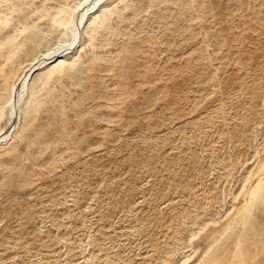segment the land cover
I'll return each mask as SVG.
<instances>
[{
  "label": "rangeland",
  "instance_id": "obj_1",
  "mask_svg": "<svg viewBox=\"0 0 264 264\" xmlns=\"http://www.w3.org/2000/svg\"><path fill=\"white\" fill-rule=\"evenodd\" d=\"M92 2L0 0V264H264V0Z\"/></svg>",
  "mask_w": 264,
  "mask_h": 264
},
{
  "label": "bare ground",
  "instance_id": "obj_2",
  "mask_svg": "<svg viewBox=\"0 0 264 264\" xmlns=\"http://www.w3.org/2000/svg\"><path fill=\"white\" fill-rule=\"evenodd\" d=\"M99 2H101V0H93V2L91 3L92 5H94L92 9H94ZM81 5H82V3L79 5V7ZM88 10L81 11L82 13L79 15L80 16V21H79L80 25L83 24L85 16L88 13ZM70 24H71V22L66 23L65 27H69ZM71 35H72L74 40H73V42H71L69 44L67 49L65 47L63 52H60L58 54H56L57 53L56 52L55 54H53V55L51 54V55L46 56L44 58L46 61L50 62L49 65L50 64L52 65V63H55V65H53L52 67L49 68L51 70L50 72H52L53 70L59 69V68H61V67H63L65 65V60L63 59V56L61 54H63L65 52V50L70 51V50L74 49V46H75V44L77 42V39H78V31H75L74 29L71 30ZM66 43H68V42H66ZM58 57L59 58L61 57V58L59 59ZM35 61L36 60H33V62H31L29 64V70H26V72L24 71L25 72L24 76L23 77L21 76L22 78H19L20 79L19 82L18 83L16 82L15 85L11 88V92H10L9 98L7 100V103H5V106L3 108L1 107L2 108L1 109V113L7 106H12L10 113L13 114L12 112H13V109H14V99L16 98L15 99L16 100V104L21 101V95H22L23 90H24V88L26 86L28 77H30L29 75H31L32 72L43 68L44 64H46V63H43L42 61L41 62L40 61L39 62H35ZM2 115H3V113H2ZM8 123H10V120H9ZM5 134H6L5 130L3 128H1L0 129V140H3L6 137V136H4ZM263 200H264L263 188H262L260 183H257L255 186H252L249 189V191H248V201L246 202L244 207L241 208V210H240V212L238 214V215H240L239 216L240 217V222H242V224H244V228L247 227L246 226V223H248L247 220L250 219L249 218L250 215H251L250 213L254 210V207H256L257 204L261 205L263 203L262 202ZM252 232H246L247 235H246V237L244 239H248L247 236L254 237V236L257 235L256 233L253 234ZM239 242L240 243H238V246H237L238 248H237V252H236V255H235V258L238 259L239 263L235 262V264H242L243 262H245V258H246V256H245L246 253H245L244 249L242 248V245H243L244 242H243V240L239 241Z\"/></svg>",
  "mask_w": 264,
  "mask_h": 264
}]
</instances>
